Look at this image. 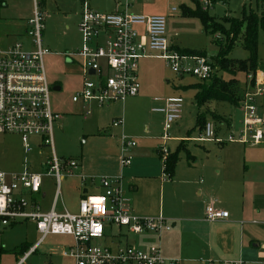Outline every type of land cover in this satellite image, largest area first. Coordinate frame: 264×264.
Returning <instances> with one entry per match:
<instances>
[{
    "label": "built area",
    "instance_id": "built-area-1",
    "mask_svg": "<svg viewBox=\"0 0 264 264\" xmlns=\"http://www.w3.org/2000/svg\"><path fill=\"white\" fill-rule=\"evenodd\" d=\"M199 1L204 10H209L214 4L213 0ZM128 6L127 1L124 10L101 12L84 0L79 22L83 45L62 54L70 62L77 63L80 59L83 70L82 86L72 97L74 103L86 105L95 102L101 107L136 97L141 90L140 61L153 54L163 59L179 76L195 77L199 82L213 77L216 69L208 58L181 53L170 44L165 16L135 14L129 12ZM174 11L176 8L171 9L172 13ZM44 27L45 14L35 0L24 38L30 41L29 49L23 42L0 49V133L20 135L27 153L31 148V137L40 138L39 148H51L45 174L32 171L28 165L16 173L0 170V228L33 222L41 235L18 264L36 252L49 235L73 238V244L65 249L64 255L73 259L74 264H182L181 259L165 256L159 244L140 248L130 242H122L129 234L160 236L172 228L162 216L142 218L134 214L122 176L100 178L101 193L83 195L76 213L64 208L58 210L61 180L66 175L72 176L79 163L75 159L59 158L54 149V124L62 119V115L51 105V83L44 64V57L50 51L43 47ZM245 87L240 130L220 138L216 136L214 123L208 121L200 140L219 144L240 142L252 146L264 143V115L260 114L256 103L257 97L264 92L263 75L249 74ZM154 101L163 102V106L154 108V111L164 115L161 143L157 147L164 164L170 153V132L182 116L184 99L180 96L155 97ZM90 114L91 110L87 109L85 115ZM112 126L124 127V118L114 119ZM120 141L121 163L126 167L133 159L130 149L137 143L125 133ZM45 176L54 178L57 186L48 210L38 199ZM164 177L169 179L165 173ZM81 179L87 180L84 176ZM229 216L228 211L212 204L206 207L205 218L209 222L225 220ZM112 225L118 229L117 235L112 236L116 237L115 242L98 243L97 240L110 238L108 229ZM221 264L246 263L239 260Z\"/></svg>",
    "mask_w": 264,
    "mask_h": 264
},
{
    "label": "rangeland",
    "instance_id": "rangeland-1",
    "mask_svg": "<svg viewBox=\"0 0 264 264\" xmlns=\"http://www.w3.org/2000/svg\"><path fill=\"white\" fill-rule=\"evenodd\" d=\"M7 1L8 4L0 0V49L17 42H23L25 48L29 49L30 41L22 40L15 35L24 25V20L19 17L25 15L23 8L31 0ZM41 1L43 4L40 3ZM87 1L93 6L96 1L116 0ZM120 1L125 3L127 0ZM134 1L132 10L145 7L147 9L145 13L149 15L161 12L166 14L167 36L170 41L180 49L206 52L205 57L218 71L214 58L219 51L217 38L221 34L206 33L198 18L183 15L182 6L193 7L192 0ZM39 3L45 14V27L42 33L43 47L50 51L44 57V64L51 83V105L62 115V119L54 124V149L59 158L75 159L79 163L72 176L66 175L61 180L58 210L64 208L76 213L84 186L89 188V194L101 193V189L93 188L94 184L99 183L100 178L125 175L128 166L124 167L121 163L120 143L123 133L137 143L136 148L152 149L153 145L160 141L163 133V115L153 110L160 105L159 102L153 100L155 97H183L182 119L170 132L180 138H188L189 131L196 126L197 115L200 112L207 114V121H209L208 118L212 119L214 114L230 119L234 117L236 123L243 118L241 104L235 106L228 102L211 101L198 107L195 100L197 89L192 88L190 84H196L199 81L195 77L175 74L167 63L155 54L145 59L143 66L141 64L142 91L139 97L129 98L125 102H115L109 106L94 107L90 115H85L81 104L72 101L83 78L80 59L77 63L68 64L62 55L66 51L77 50L83 45L79 22L84 0H39ZM172 8H176L173 14H171ZM262 11H264L263 0H225L212 4L208 13L228 28L230 20L242 19L245 13L260 16ZM258 38V55L262 70H258L257 73H261L264 78V29H259ZM229 57L238 60H246L249 57V52L244 47L241 38L236 41ZM218 73L220 74V71ZM223 77L228 79L230 75L223 74ZM233 77L240 84V94L243 99L248 74L239 71ZM56 83L62 86L60 91L54 90ZM256 103L260 114L264 115V92L257 97ZM119 117L124 118L125 125L124 128L117 129L112 126V122ZM210 122L213 121L210 120ZM190 135L197 136L199 131L196 129ZM39 142V137H31L29 139L31 148L27 153L20 135L0 133V170L16 173L23 171L28 165L32 171L45 174L48 170L46 162L51 155V148L46 146L39 148ZM175 143L169 142L171 147ZM191 146L195 147V144L191 143ZM181 157L183 162H186V154L182 153ZM81 176L87 180L82 181ZM56 188L54 178L50 176L43 178L42 193L45 194L43 201L45 210L50 208ZM108 230L110 238L97 240L98 243L115 242L116 237L112 236L117 235V227L112 225ZM40 236L33 222H22L12 227L0 228V264H18L22 257L21 247L27 243L34 245ZM129 238H133L134 242L136 235L129 234ZM122 242L125 243L126 240ZM70 244H73V238L69 236L49 235L39 245L37 251L20 264H74L73 259L64 255L65 249Z\"/></svg>",
    "mask_w": 264,
    "mask_h": 264
},
{
    "label": "crops",
    "instance_id": "crops-1",
    "mask_svg": "<svg viewBox=\"0 0 264 264\" xmlns=\"http://www.w3.org/2000/svg\"><path fill=\"white\" fill-rule=\"evenodd\" d=\"M127 1L129 12L146 16H166L163 12L149 15L145 13V7L132 10L135 1ZM127 1H96L94 7L91 3L90 5L97 11L114 12L124 10ZM3 2L8 4L7 0ZM34 2L35 0H31L23 8L25 15L19 17L24 20V25L15 36L22 40L26 36L25 31L28 19L33 13ZM40 3L43 4V1ZM169 42L174 48H179L170 39ZM145 59L147 58L140 61L139 95L142 91L141 64L143 66ZM65 60L68 64L72 63L66 58ZM82 79L78 90L82 86ZM56 86L61 85L56 83L54 87ZM80 104L82 112L90 109L92 113L94 107H100L95 102ZM159 104L157 107L163 106V102ZM220 117L221 119L208 118L215 125L217 137L226 138L231 132L240 130L242 119L236 123L234 117ZM196 129L199 135L192 137L190 133ZM171 135L172 139L168 141L170 152H175L181 143L183 144L172 179L164 177L163 158L157 150L161 138L152 149H130L133 159L122 178L131 198L134 214L142 218L162 216L172 228L160 236L144 234L136 235L134 242L133 238L129 237L125 240L140 248L159 244L165 256L181 259L182 264H221L223 261L239 260L246 264H264V143L248 147V144L240 142L219 144L212 140H200L203 130L196 127L189 131L187 139ZM171 141L176 142L172 147L169 144ZM191 143H194L195 147H192ZM207 143L209 145H206ZM182 153L186 154V162L182 160ZM99 184L100 179L93 188L100 190ZM88 191L89 188L84 186L81 197L89 194ZM44 198V193L38 197L45 209ZM209 204L228 211L229 218L216 222L207 221L205 214Z\"/></svg>",
    "mask_w": 264,
    "mask_h": 264
},
{
    "label": "trees",
    "instance_id": "trees-1",
    "mask_svg": "<svg viewBox=\"0 0 264 264\" xmlns=\"http://www.w3.org/2000/svg\"><path fill=\"white\" fill-rule=\"evenodd\" d=\"M194 7H188L183 5V15L186 17L198 18L206 33L217 34L221 36L217 38V44L219 45V51L215 55L214 62L218 67L213 77L210 80L197 82L192 84L191 87L197 89L195 94V100L198 107H201L211 101H223L240 106L242 102L241 88L238 80L233 77L237 72L243 71L249 74H256L261 69V63L258 55L259 45V29H264V11L260 16L250 13L244 14L242 19H232L229 21L230 26L224 27L214 17L210 16L208 10H204L199 0H192ZM217 1L225 0H213ZM264 1V0H263ZM241 38L244 47L249 52V57L246 60H238L230 58L229 54L232 51L236 41ZM181 53L206 56L207 53L203 51H197L192 49H179ZM223 74H229L230 78L225 79ZM254 84V81L252 82ZM215 119H221L220 116L212 115ZM207 114L200 112L197 115L196 128L204 131L207 123ZM183 144L178 147L175 152H170L164 162V173L168 175L169 179L173 178L176 165L179 161L180 151L183 150ZM32 247L30 244H26L21 247L22 256Z\"/></svg>",
    "mask_w": 264,
    "mask_h": 264
},
{
    "label": "water",
    "instance_id": "water-1",
    "mask_svg": "<svg viewBox=\"0 0 264 264\" xmlns=\"http://www.w3.org/2000/svg\"><path fill=\"white\" fill-rule=\"evenodd\" d=\"M91 73L93 74L94 71H91ZM54 89L57 90V91H60L61 90V86H56V87H54Z\"/></svg>",
    "mask_w": 264,
    "mask_h": 264
}]
</instances>
